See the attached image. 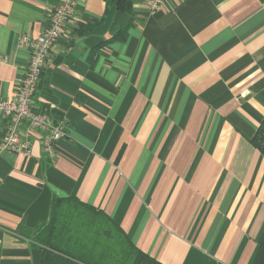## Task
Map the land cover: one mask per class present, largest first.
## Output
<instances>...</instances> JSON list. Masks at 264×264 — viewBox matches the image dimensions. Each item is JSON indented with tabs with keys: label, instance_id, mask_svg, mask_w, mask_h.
I'll return each instance as SVG.
<instances>
[{
	"label": "crops",
	"instance_id": "crops-1",
	"mask_svg": "<svg viewBox=\"0 0 264 264\" xmlns=\"http://www.w3.org/2000/svg\"><path fill=\"white\" fill-rule=\"evenodd\" d=\"M64 0H0V97L16 96ZM34 108L65 119L52 159L0 151V264H40L55 195L105 212L163 264H252L264 232V0H75ZM7 126L0 119V139ZM38 228L35 232L29 230Z\"/></svg>",
	"mask_w": 264,
	"mask_h": 264
},
{
	"label": "trees",
	"instance_id": "trees-1",
	"mask_svg": "<svg viewBox=\"0 0 264 264\" xmlns=\"http://www.w3.org/2000/svg\"><path fill=\"white\" fill-rule=\"evenodd\" d=\"M119 9H131L132 0H110ZM252 144L264 154V120ZM30 236L43 249L40 264H163L141 250L128 234L105 212L82 202L76 196L55 195L48 222ZM38 228L29 230L35 232ZM252 264H264V232Z\"/></svg>",
	"mask_w": 264,
	"mask_h": 264
},
{
	"label": "built area",
	"instance_id": "built-area-1",
	"mask_svg": "<svg viewBox=\"0 0 264 264\" xmlns=\"http://www.w3.org/2000/svg\"><path fill=\"white\" fill-rule=\"evenodd\" d=\"M164 0H146L153 11L161 9ZM75 0H64L52 12L50 22L36 38L22 35L20 44L28 49L30 56L24 75L18 80L16 96L0 97V119L7 121L0 139V151H16L31 154L32 144L38 140L42 151L55 159L59 153L57 143L68 136L65 119L53 121L47 112L34 108L37 85L45 61L56 43L67 31V24L75 17Z\"/></svg>",
	"mask_w": 264,
	"mask_h": 264
}]
</instances>
